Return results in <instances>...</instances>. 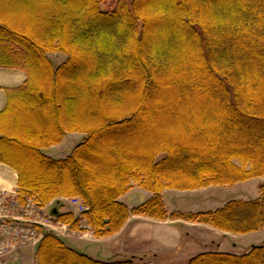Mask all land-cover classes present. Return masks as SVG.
<instances>
[{"label":"trees","instance_id":"trees-1","mask_svg":"<svg viewBox=\"0 0 264 264\" xmlns=\"http://www.w3.org/2000/svg\"><path fill=\"white\" fill-rule=\"evenodd\" d=\"M105 1L0 0V66L27 75L0 110V161L18 171L20 203L78 196L85 210L53 216L99 237L132 214L264 229V0ZM74 131L85 137L65 158L44 151ZM260 176L259 198L216 210L170 214L163 201L165 188ZM135 184L151 196L131 208L121 196ZM36 250L38 264H142L94 258L50 231ZM187 264H264V241Z\"/></svg>","mask_w":264,"mask_h":264},{"label":"crops","instance_id":"crops-1","mask_svg":"<svg viewBox=\"0 0 264 264\" xmlns=\"http://www.w3.org/2000/svg\"><path fill=\"white\" fill-rule=\"evenodd\" d=\"M26 80L27 75L23 69L0 66V110L5 109L8 105V90L18 88ZM59 143L50 147L54 148ZM19 177L18 171L14 167L0 161V191L4 190L10 193L19 191ZM217 186L209 185L185 190L163 189L162 196L167 212L172 214L177 211L186 213L187 211L218 209L222 202L227 203L228 201L216 199L212 193L228 189L231 185H224L223 188H217ZM213 188H217V190H213ZM138 193H141V196H136ZM150 196L149 191L141 189L135 184L130 191L121 196V200L132 208ZM166 197L171 201L170 206L167 204ZM62 201L64 202V200ZM78 204H68L72 205L70 211L75 213ZM53 207L49 204L39 210L46 212L48 209L52 213ZM63 210V212H67L65 208ZM83 226V230L73 231L67 225L62 224L54 232L65 241L68 240L69 242L66 241L68 245L81 249L94 258L107 260L123 259L128 256L141 258L146 256L159 259L162 264H187L189 258L209 249L229 252L232 247H237V242L234 239L238 238V235L246 234L228 233L209 223L171 217L162 220L145 214H132L119 231L101 237L96 236L86 223ZM36 244L29 243L25 248H22L19 254L10 256L12 264H33L37 251Z\"/></svg>","mask_w":264,"mask_h":264},{"label":"rangeland","instance_id":"rangeland-1","mask_svg":"<svg viewBox=\"0 0 264 264\" xmlns=\"http://www.w3.org/2000/svg\"><path fill=\"white\" fill-rule=\"evenodd\" d=\"M112 3L113 2H111V0H107L103 3V7L112 6ZM49 55L53 58V60L56 64H60L67 57V54H65L64 52L50 51ZM84 137H85V134L78 132V131L68 132V134L64 137V139H62V141L57 146H55L54 148L47 146L44 148V151L49 156H51L53 158L55 157L57 159H63L72 152V149L75 147V145H77L78 143L83 141L82 139ZM235 162L237 164H241L240 159H235ZM262 179L263 178L260 176L257 178H250L249 180H245L244 182L240 181L239 184H233L230 187H228V189H221V190L218 189L219 191H214V193H212V195L216 199H218V198L219 199H225L224 201H229L230 199H239V198L245 199V200L259 198V196L261 194L260 183L262 182ZM213 186H217V185H213ZM222 186H224V185H218L217 188H223ZM217 188H213V190H217ZM168 189H170V188H168ZM2 192H6V191H4V190L0 191V193H2ZM6 194L8 196V199L11 202L16 199V204L18 203L16 205V209L15 210L13 209L9 213L11 218H21V219L26 218V219H29L30 222L32 220L38 219L40 221H44L45 223L48 220H51V221L53 220V223H51V227H50L53 229H59V226H61L63 223L54 219V217H52V215H51V211H49L48 209L46 210V212H42L39 209L44 208L45 205L51 204V206H54L53 207L54 209L58 208L59 211H64L63 210L64 208L67 211H70L72 209V207H71L72 205L70 206L68 204L71 203L73 205H76L80 201L83 202L82 199L79 198L78 196L77 197H67V198L66 197H60L59 202L53 200V201L46 203L44 206H41V205H38L33 198L28 197L26 200V203L27 202L30 203V207L27 206L28 207L27 208V207H25L26 203L24 205H22L19 201V191L12 192V193L6 192ZM131 194H133V193H131ZM139 195L141 196V193H138L136 196H139ZM167 199L168 198L166 197L167 204L169 205L171 201H169V199L168 200ZM62 200H64V202ZM61 201H62V203H61ZM81 202L78 204L77 210H75L76 215H78V213H80L79 210L81 208V205H80ZM224 203L225 202H222L219 206H222ZM73 209H75V207ZM211 210H214V209H211ZM84 223H86V222L83 221V224ZM67 227H69V225H67ZM37 233L40 236L42 231L37 230ZM32 239H30V241L29 240H25V241L23 240L22 242L20 240L15 239V240H13L12 244L5 245V248H6L5 251L7 253L8 252L11 253V249L13 250L12 255L11 254L9 255V253L7 255V256H9L10 262L12 261V258H10V256H13V255L15 256V255L19 254V252H21L22 248H25L29 243L30 244L31 243L36 244V242L38 243L40 240L37 237H34ZM66 241H68V240H66ZM234 241L237 242V247L236 246L232 247L229 252L242 254V253L246 252L248 249H250L253 244L263 243V241H264V229L252 231L251 233L241 234V236L238 235V238H235ZM36 246H37V244H36ZM128 257H131V256H128ZM137 258L139 259V262L142 264H162V262L159 259H152V258L146 257V256L144 258H139V257H137ZM34 261L35 262H33V264H38V261L36 260V255H35ZM11 264H12V262H11Z\"/></svg>","mask_w":264,"mask_h":264},{"label":"built area","instance_id":"built-area-1","mask_svg":"<svg viewBox=\"0 0 264 264\" xmlns=\"http://www.w3.org/2000/svg\"><path fill=\"white\" fill-rule=\"evenodd\" d=\"M18 204V203H17ZM16 199L12 202L8 199L6 192L0 193V264H11L9 260V255L11 253L5 251V245L12 244L13 240H29L37 237V228H34V224H40L43 226L51 227L53 220H48L46 223L38 219L32 220L26 218H11L10 211L16 209ZM29 206L30 203H26L25 207ZM28 208V207H27ZM84 209V206L81 205L80 210ZM33 223V224H32ZM36 229V230H35ZM33 240V239H32Z\"/></svg>","mask_w":264,"mask_h":264}]
</instances>
